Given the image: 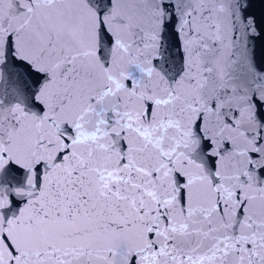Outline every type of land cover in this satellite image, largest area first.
I'll list each match as a JSON object with an SVG mask.
<instances>
[{
	"label": "snow or ice",
	"instance_id": "obj_1",
	"mask_svg": "<svg viewBox=\"0 0 264 264\" xmlns=\"http://www.w3.org/2000/svg\"><path fill=\"white\" fill-rule=\"evenodd\" d=\"M0 264H264V0H0Z\"/></svg>",
	"mask_w": 264,
	"mask_h": 264
}]
</instances>
